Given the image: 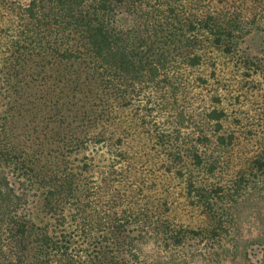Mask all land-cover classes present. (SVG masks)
I'll use <instances>...</instances> for the list:
<instances>
[{"label":"trees","instance_id":"1","mask_svg":"<svg viewBox=\"0 0 264 264\" xmlns=\"http://www.w3.org/2000/svg\"><path fill=\"white\" fill-rule=\"evenodd\" d=\"M188 1L174 0V5L167 2L166 10L161 0H31L28 5L14 4L16 15L21 17L13 22L20 26L17 33L11 32L18 49L38 52L36 47L43 43L48 56L62 63L81 62L86 68L77 69L80 82L74 90L75 99L69 100L64 95L56 99L45 97L46 101L36 105V111L31 114L30 133L15 137L13 144L5 138L11 109L4 112V89L0 85V264H148L147 260L154 264L143 251L148 240L155 246L181 248L193 237L208 235L206 241L221 237L225 227L217 212L223 208H215L212 202L220 201L216 197H220L224 189L208 190L196 181L189 183L194 209L203 212L200 217L211 223L209 232L204 228H192L182 221L158 222L153 212L149 213L146 203L135 202L129 195L134 187L129 186L127 190L126 183H137L127 177L130 159L122 139L117 141L115 150L107 152L106 142L95 138L80 145L85 155L78 173L68 162L62 161L59 165L53 162L58 160L54 157V147L64 148L75 119L73 112L79 109L78 102L85 96L84 89L99 87L94 85L96 78H100L106 89H111L113 85L106 79L109 80L110 72L114 73L113 81L130 96L127 107L139 102L138 98L144 93L158 94L163 90L174 91L173 98L178 105L181 86L178 87L172 76L178 71L177 62L186 59V65L191 68L203 65L204 57L195 45L198 26L229 40L237 38L236 32L242 29L237 20L223 21L225 28L218 24L213 14L206 15L202 23L197 21L198 25L182 21ZM143 7L149 10L143 13ZM131 15L136 16L133 24L129 22ZM50 31L54 36L45 43L43 33ZM73 36L75 46L71 43ZM31 41L32 44L26 45ZM224 41L217 37L212 44L221 47ZM12 68L16 77L21 75L10 62L5 73L0 68V83L9 86L5 76ZM8 88L5 93L10 91ZM85 101L82 107H90L89 101ZM216 102L220 103L218 99ZM208 110L202 135L186 136L185 153L168 154L167 159L173 164L188 159L194 170L203 169L207 151L213 144L211 134L216 136L218 146H228V142H232L222 135L225 112L218 108ZM184 112L181 109L175 119L174 130L178 133L188 122ZM159 131L156 126V132ZM159 138L163 135L159 134ZM69 151L78 152L77 149ZM90 151L91 154H86ZM49 157L57 169L49 168L48 161L43 162ZM98 159L100 166L93 170ZM254 167L264 174V157L258 159ZM172 169L166 172L170 174ZM215 170L216 166L212 165L209 171L214 173ZM179 176L183 177V173L179 172ZM78 178L87 184L88 196L84 201L79 196ZM147 189L149 193L154 192L151 187ZM34 190L37 192L33 194ZM160 195L165 199L163 189ZM164 205L171 213L166 199ZM261 238L255 242L262 252L264 241ZM255 242L234 249V264H256L251 246Z\"/></svg>","mask_w":264,"mask_h":264},{"label":"rangeland","instance_id":"2","mask_svg":"<svg viewBox=\"0 0 264 264\" xmlns=\"http://www.w3.org/2000/svg\"><path fill=\"white\" fill-rule=\"evenodd\" d=\"M30 1L0 0V68L5 73V68L12 62V66L21 73L16 77L12 68L8 71L11 76H5L9 86L0 83L4 89V112L11 109L5 135L11 144L16 142L15 137L30 133L31 114L36 111V105L46 101L45 97L53 96L56 99L64 95L69 100L75 99L74 90L80 82L77 69L82 71L86 68L81 62L62 63L48 56L43 43L36 47L38 52L16 47V39L11 32L17 33L20 28L13 23L20 16L16 15L14 4L28 5ZM161 1L165 10L167 2L175 4L174 0ZM148 10L143 7L141 12ZM185 10L181 20L187 24L192 22L198 25L197 21L202 23L206 15L213 14L222 28L226 27L222 25L223 21L237 20L242 29L236 32L237 38L229 40L198 26L194 34L195 45L204 57L203 65L191 68L186 65V59L177 62L178 71L173 72L172 76L177 80L178 87L181 86L178 105L173 98L174 91L163 90L158 94L150 91L144 93L138 98L139 102L127 107L130 96L123 93L124 88L118 82L113 81L114 73L110 72L109 80L106 79L112 83L111 89H106L100 78H96L97 84L94 85L101 88L84 89L88 99L83 96L78 102L79 109L73 112L75 119L66 144H63L64 148L54 147V157L58 160L54 159L53 162L57 161L58 165L62 161L68 162L78 173L85 155L80 145L95 138L106 142L107 152L115 150L117 141L122 139V146L130 159L127 177H132V183H137H126L127 190L129 186L134 187L132 191L129 190V195L135 202L146 203L149 213L153 212L158 222L163 223L166 219L177 223L182 221L192 228H204L208 232L211 223L200 217L203 212L194 209L195 202L188 192L191 190L189 183L196 181L208 190L221 187L224 192L216 197L220 201L212 202L215 208H223V211L217 212L225 227L220 238L206 241L208 235L193 237L181 248H168L163 244L155 246L154 242L148 240L143 251L154 264H234L236 247L243 248L247 242H255L259 237L264 241V174L254 167V163L264 157V0H190ZM151 12H154L153 9ZM135 17L129 16L130 24H133ZM8 34L9 37H6ZM52 36V31L43 33L45 43L50 42ZM217 37L225 40L223 45L226 48L212 44ZM71 43L76 45L74 36ZM227 49L230 51L227 52ZM18 59L21 60L20 64ZM7 88L10 91L5 93ZM85 100L89 101L90 107H82L86 105ZM214 108L225 112L222 135L232 139V142H228V146H218L216 136L211 134L213 144L207 151L203 169L194 170L188 159L177 164L169 161L167 157L170 152L185 153L187 135H202L206 111ZM153 109L158 110L151 113ZM181 109L185 110L188 122L178 133L174 125ZM156 126L159 132H156ZM159 134L163 138H159ZM70 149H77L78 152L72 154ZM86 154H91V151ZM46 161L49 168L57 169L58 166H52L51 157L43 162ZM100 163L98 159L93 170ZM212 165L216 166L214 173L209 171ZM168 168H173L172 173L166 172ZM161 172L165 173L162 175ZM179 172L183 173V177L179 176ZM78 182L79 196L84 201L88 196L87 184L81 178H78ZM149 187L154 192L149 193ZM162 189L171 213L166 211L165 199L160 195ZM36 192L34 190L32 193ZM251 246L256 264H264V249L261 252L257 242L255 245L251 243ZM147 261L149 264L150 260Z\"/></svg>","mask_w":264,"mask_h":264}]
</instances>
